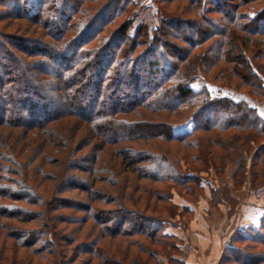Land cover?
<instances>
[{"label":"trees","instance_id":"trees-1","mask_svg":"<svg viewBox=\"0 0 264 264\" xmlns=\"http://www.w3.org/2000/svg\"><path fill=\"white\" fill-rule=\"evenodd\" d=\"M183 1L187 5L180 9L183 13L189 9L190 19L171 14L157 5L159 24L149 27L145 23L134 24L138 15L132 16L129 10L136 5L135 0H0V7L6 11H0V21L5 18L23 20L42 29L39 34L22 23L4 27L16 26L15 32L27 36L24 40L16 39V42L30 44L21 47L24 54L19 55L18 60L23 63L33 59L31 65L35 66L32 71L15 75L14 79L11 76L16 71L17 58L7 45L9 41L15 47V41L8 40L7 33L0 30V126L45 128L54 120L76 117L88 122L93 132L105 127L111 129L112 123L126 125L127 132L120 133L116 144L123 142L125 136L131 144L159 139L186 143L188 149H199L201 131L210 134L216 131L225 136L222 133L206 135L208 146L222 149V153H216L220 159L228 153L232 156L233 150L236 163L242 165L246 160L243 154L258 142L259 136H264V118L249 101L221 95V91L214 94L207 85L218 81L225 85L223 74L227 73L228 83L238 91L264 99V0ZM141 8L146 11V7ZM123 17L124 21H120ZM147 20L150 17L141 21L147 23ZM183 23L188 27L186 34L180 32ZM151 54L152 58L144 64L146 73L142 75L137 62ZM35 70H39L37 78ZM201 73L203 77H199ZM31 80L32 88L27 84ZM200 80L203 84L195 86ZM154 114L158 117H153ZM186 125L191 127L176 133L177 128ZM232 129L237 132L230 134ZM126 147L130 154L127 157L129 168L135 165V160L144 164L138 169L139 178L146 176L155 182L168 183L172 190L186 187L192 192L188 188L192 185L203 188L195 174L177 169L178 158L170 156L162 142L159 147ZM189 157H184L186 164L193 158ZM253 161L252 184L264 187V151L256 154ZM94 172L97 174L94 169L90 173ZM10 174V168L0 162V217L16 220L9 224L0 222V264H36L31 254L37 251L41 258L37 264H44L46 259L41 254L56 256L60 246L55 242L53 246L42 245L40 231L27 226L32 223L28 217L33 216L28 206L38 208L49 220L52 209L48 197L30 185H13ZM101 174L115 179L105 169ZM65 178L58 186L61 192L85 188L91 198L96 195V183L103 180L93 175L91 183L78 188L74 176ZM107 178L104 182L118 183ZM110 194L116 195L111 190ZM151 198L163 203L167 200L151 187L144 198V209L161 214V207L152 203ZM126 199L138 206L132 192L126 191ZM120 206L121 215L100 217L103 232L100 239L115 238L124 232L128 225L124 213L129 207L124 203ZM140 219L141 222L131 224L134 237L121 251L123 259L106 247L99 248V238L84 243V247L78 249V256H88L85 264L95 261H98L95 264H142L140 260L144 255L156 258L159 252L150 249L146 240L160 244L157 236L165 232L163 226L168 219L151 216L144 218V223L143 217ZM111 220L119 228L116 233H113ZM54 236H57L56 230ZM10 237H13L12 242L8 241ZM255 243L264 245V238L256 239ZM29 248L30 251L16 258L18 252ZM230 254V262L240 263L238 254H243L240 249L232 248ZM246 257L248 264L253 263H250L252 257ZM69 260L71 264L73 261ZM222 260L223 256L219 264ZM258 262L264 263L263 254L254 264Z\"/></svg>","mask_w":264,"mask_h":264},{"label":"rangeland","instance_id":"rangeland-1","mask_svg":"<svg viewBox=\"0 0 264 264\" xmlns=\"http://www.w3.org/2000/svg\"><path fill=\"white\" fill-rule=\"evenodd\" d=\"M135 2L137 6L134 4L135 6L129 11L133 13L132 16L138 15L137 21L134 23L136 25L139 23H145L149 27L158 25L157 5L164 7L171 14L178 13L189 19L192 16L189 9L186 10L187 13H183V10L180 9L187 5V2L183 0H135ZM141 7H146V11H142ZM4 9V7H0V11L6 12ZM177 9L179 11H176ZM145 17L148 19L150 17L147 23L141 21ZM218 17L221 18L222 16ZM120 21H124V17ZM18 23L28 27L27 29L32 27L31 29L37 30L39 34L42 31L34 23L23 20L16 22L5 18V20L0 21V30L7 33L8 40L15 41L16 45L13 47V44L5 39L8 41V48L17 58L15 60L16 71L12 74V79L15 75L18 77L26 70L32 71L35 67L31 65L33 59L25 60L23 63L18 60V56L24 54L21 47L25 46L26 48L30 44L28 42H16V39L20 37L24 40L27 36L15 32L16 26L9 29L4 28L8 27L9 24ZM180 25L182 28L180 32L186 34L188 27L185 23ZM180 32L177 31V33ZM171 33H173L172 30ZM150 58H152V54L137 60V67L140 68L142 75L146 73L144 64ZM133 64L136 65L135 60ZM35 71L34 75L37 78L36 75L39 70ZM198 75L203 77L202 73ZM223 75L225 85L218 81L215 85H207L209 89L214 94H220L219 91H221V95H232L236 100L245 99L249 101L257 109L260 116L264 118V99L251 97L238 91L228 83L227 73ZM27 84L30 88L34 86L33 81ZM202 84L201 80L194 83L195 86ZM218 86H224V88ZM125 92L131 93L130 90ZM153 117H158V114H154ZM111 126V129L105 127L93 132L88 122L76 117H63L54 120L45 128H27L25 125L20 127L0 126V162L5 167L10 168V181L13 185H30L39 193L46 195L52 209L48 214L50 217L48 220L42 216L38 208L32 205L28 206L31 207L33 216L28 217L32 223L27 226L40 231L42 245L45 247L53 246L55 242L58 247L60 246L56 256L41 254V257L46 259L45 263L43 262L44 259L41 260L42 263L68 264L70 258L73 261L71 264H85L88 256L86 254L78 256V249L84 247L86 242L100 239L99 236L103 233L100 217L121 215V203L129 207V210L124 213L128 221L124 232L115 238L107 237L98 242L99 248L106 247L107 250L117 255V258H124L121 251L126 248V243L134 237L133 232H131V224L141 222L140 217H143L142 222L144 223V218L151 216H159L168 220L163 226L165 232L157 236L160 244L149 243L146 240L150 249L159 252L158 256L153 259L144 255V259L140 260L142 264H189L191 262L187 260L189 254H192V264H219L222 256L223 263L220 264H234L230 262L232 256L230 249L232 248H238L243 252L241 255L238 254L240 262L238 264H248V257L246 256L252 257L250 263H253L251 264H254L260 255L263 254L264 256V245L255 243L256 239L264 238V187H254L251 177L254 157L259 152L264 151V136H259L258 142L252 144V147L243 154L246 160L239 166L234 159L235 152L233 150L232 156L228 153L226 157L220 159L219 154L216 153H222V149L208 146L205 136L222 132L214 131L210 134L201 131L198 133L202 137L199 149H188L186 143H168L159 139L154 142L139 141L131 144L125 140V136L123 142L116 144L118 138H121L120 133L124 132L125 135L127 132V126L116 123H112ZM189 127L191 126L179 127L176 129V133H182ZM236 132L235 129H232L230 134ZM113 133L114 136H112ZM107 135L109 139H106ZM161 142L170 156L175 157V159L178 158L177 169L180 168L184 172L195 174L201 182L200 187L203 188L192 185L188 187L192 189V192H189L186 187H176L175 190H172V185L168 183L155 182L146 176L139 178L138 169L144 165L141 164L143 162H137L139 160H135V165L129 168V158L127 157L130 154L125 150L126 146H130L128 148L135 146L144 148L146 145L147 148H151V146L159 147ZM121 147H124V150H121ZM189 156L196 158L195 160L192 158L186 164L184 157L190 159ZM7 157L11 160H7ZM93 169L97 171V174L96 172L90 173ZM104 169L115 179H110L106 175L107 173L101 174ZM99 171L100 173H98ZM93 175L99 176L103 180L96 183L94 189L96 195L91 198L90 193H87L83 187L91 183L90 180L92 181L91 176ZM65 176L67 179L74 176L78 188L82 187L83 189L61 192V188L58 186L61 181L66 179ZM104 178L110 179V181H118V183L111 185L106 180L104 182ZM262 183L264 184V182ZM61 187H63L62 184ZM150 187L155 189L159 196L167 200L163 203L155 198L150 199L152 203L161 207V214L157 215L152 210L144 209V198H147ZM56 189H58V193H55ZM110 190L116 195L110 194ZM144 190L147 192L144 193ZM126 191L134 194L138 206L128 202ZM213 191L216 192L213 193ZM116 200L120 202L118 203ZM19 203L25 202L19 201ZM90 204L93 207L92 212H90ZM0 222L9 224L15 223L16 220L0 217ZM111 223L113 233L118 232L117 229L119 228L114 226L113 220ZM36 225L42 226L39 228ZM53 225L55 228L52 227ZM54 230H56L57 236H54ZM73 237L76 238L72 242L70 240ZM12 238L10 237L8 241L12 242ZM30 249H22L16 258L21 257L23 252L30 251ZM8 252L12 255L11 250ZM31 258L36 264L41 259L38 251L37 253L34 252L33 255L31 254ZM95 263L98 261L93 264Z\"/></svg>","mask_w":264,"mask_h":264},{"label":"crops","instance_id":"crops-1","mask_svg":"<svg viewBox=\"0 0 264 264\" xmlns=\"http://www.w3.org/2000/svg\"><path fill=\"white\" fill-rule=\"evenodd\" d=\"M191 259H192V254H189L188 258H187V260L191 261L189 264H192V260Z\"/></svg>","mask_w":264,"mask_h":264}]
</instances>
